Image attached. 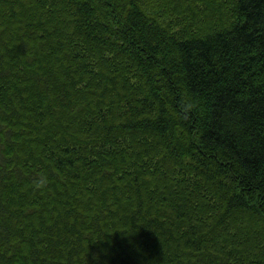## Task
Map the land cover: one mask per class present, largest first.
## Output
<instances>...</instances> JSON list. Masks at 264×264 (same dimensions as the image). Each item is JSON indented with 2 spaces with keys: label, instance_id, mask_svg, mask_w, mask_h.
Returning <instances> with one entry per match:
<instances>
[{
  "label": "trees",
  "instance_id": "trees-1",
  "mask_svg": "<svg viewBox=\"0 0 264 264\" xmlns=\"http://www.w3.org/2000/svg\"><path fill=\"white\" fill-rule=\"evenodd\" d=\"M155 1L0 0V264H264V0Z\"/></svg>",
  "mask_w": 264,
  "mask_h": 264
},
{
  "label": "rangeland",
  "instance_id": "rangeland-1",
  "mask_svg": "<svg viewBox=\"0 0 264 264\" xmlns=\"http://www.w3.org/2000/svg\"><path fill=\"white\" fill-rule=\"evenodd\" d=\"M158 1H155V0H152V3H157ZM157 9L160 7V5L159 4H157V6H155ZM157 9H155V11H156V14H157V16L160 18V19H162V20H164V21H166V22H169L170 21V17H167L166 15H165V12H166V10H157ZM58 38H61V37H58ZM56 40V39H55ZM58 40V39H57Z\"/></svg>",
  "mask_w": 264,
  "mask_h": 264
}]
</instances>
